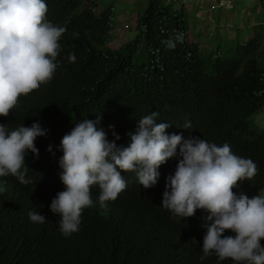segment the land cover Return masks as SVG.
<instances>
[{
	"label": "clouds",
	"instance_id": "9594fccd",
	"mask_svg": "<svg viewBox=\"0 0 264 264\" xmlns=\"http://www.w3.org/2000/svg\"><path fill=\"white\" fill-rule=\"evenodd\" d=\"M81 1L80 14L101 22L111 12L115 25L118 0ZM47 2L0 0V195L22 190L38 202L34 204L26 194L32 207L28 223L53 229L52 243L40 245L44 261L78 260V248L72 244L86 231L95 230L91 228L94 214L119 207L126 202L124 196L139 191L145 195L140 200L151 198L148 224L163 219L165 211L181 219L195 217L198 210L205 213L200 264L206 260L210 264H264V187L257 188L264 175V154L253 155L264 150V145L255 139H239L237 132L221 138L225 132L214 129L217 137L213 140L186 139L190 121H180L170 113L158 122L159 112L153 111L135 119L138 124L128 133L126 146L118 141L121 137L114 126L109 128L115 139H108L100 126L102 117L84 119L61 140V180H53L50 173L29 177L26 157L30 153L39 157L35 141L46 137L48 130L39 123L30 127L23 123L10 130L1 117H8L23 101L29 107L57 97L52 83L76 62L75 50L86 45L90 34L89 22L77 19V28H72ZM248 104L257 106L245 94L230 108L242 111ZM263 113L264 108L248 119L245 136L252 134L251 128L264 130L255 121ZM255 160L263 164L262 169Z\"/></svg>",
	"mask_w": 264,
	"mask_h": 264
},
{
	"label": "trees",
	"instance_id": "16d2710c",
	"mask_svg": "<svg viewBox=\"0 0 264 264\" xmlns=\"http://www.w3.org/2000/svg\"><path fill=\"white\" fill-rule=\"evenodd\" d=\"M75 1L47 2V7L70 27L77 28V19L90 24L86 45L75 50L76 62L52 83L57 97L29 107L23 106V101L8 117H1V123L10 130L23 123L26 127L39 123L48 130L46 137L35 141L39 157L34 153L26 157L29 177L43 178L50 173L53 180H61L59 159L63 153L58 149L62 138L77 122L98 117H102L100 126L108 139H115L109 128L114 126L121 137L118 141L126 146L130 142L128 133L138 124L135 119L153 111L159 112L158 122L170 113L180 121H190L192 128L185 129L186 139L213 140L216 129L225 132L221 138L237 132L239 139H255L264 145V130L251 128V135L243 134L244 129L249 130L248 119L264 108L263 16L258 18L261 24L251 37L242 39L240 30L237 40L204 51L200 36L191 39L192 16L185 9L177 11L180 5L149 0L138 13L136 37L114 48L112 13L95 22L86 13L80 14L82 1ZM260 3L255 11L264 12V1ZM245 94L253 97L257 106L248 104L246 110H231L230 104L240 103ZM50 145L52 152L48 151ZM261 154L264 150L253 153ZM255 161L262 169L263 164ZM18 185L25 189V185ZM262 187L264 175L257 184V188ZM26 194L21 190L0 195V264H49L42 258L40 245L52 243L53 229L28 223L32 209L28 198L34 204L38 202ZM143 196L137 191L124 196L122 201L126 202L119 207L113 205L115 209L94 214L91 228L95 230L86 231L72 244L78 248V260L54 264H200L205 213L198 210L195 217L181 219L165 211L163 219L148 224L151 198L140 200Z\"/></svg>",
	"mask_w": 264,
	"mask_h": 264
},
{
	"label": "rangeland",
	"instance_id": "374dc122",
	"mask_svg": "<svg viewBox=\"0 0 264 264\" xmlns=\"http://www.w3.org/2000/svg\"><path fill=\"white\" fill-rule=\"evenodd\" d=\"M149 0H118V16L115 22L116 42L112 47L119 48L122 44L133 40L137 32L134 30L137 24L138 13L142 12ZM166 3H173L176 10L185 9L186 13L192 16V27L190 36H200L203 43V50H214L218 43L232 42L239 37L241 30L242 39L251 37L254 28L259 23L258 18L264 17V12L255 7L264 0H232L236 9L222 8V10L211 11L209 4H200L198 0H164ZM250 32V33H249ZM246 33H249L246 35ZM192 41V40H191ZM210 45V46H209ZM255 121L264 126V113L256 117Z\"/></svg>",
	"mask_w": 264,
	"mask_h": 264
},
{
	"label": "built area",
	"instance_id": "2783aa9c",
	"mask_svg": "<svg viewBox=\"0 0 264 264\" xmlns=\"http://www.w3.org/2000/svg\"><path fill=\"white\" fill-rule=\"evenodd\" d=\"M201 3L209 4L211 11H217L222 10V8H231L233 9V6L230 7L229 5H234L232 0H199Z\"/></svg>",
	"mask_w": 264,
	"mask_h": 264
}]
</instances>
